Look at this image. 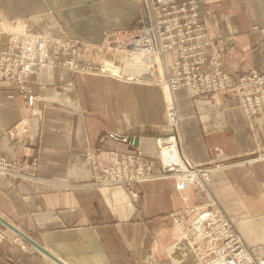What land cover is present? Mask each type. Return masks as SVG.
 Returning <instances> with one entry per match:
<instances>
[{
  "label": "crops",
  "instance_id": "1",
  "mask_svg": "<svg viewBox=\"0 0 264 264\" xmlns=\"http://www.w3.org/2000/svg\"><path fill=\"white\" fill-rule=\"evenodd\" d=\"M198 3L224 49L222 69L264 68V47L254 30L264 26V0ZM143 5L144 0H0V42L14 19L37 33L67 31L89 45L82 57L112 61L104 47L109 32L123 35L139 24ZM30 83L27 97L9 98L0 88V151L9 159L38 158L34 177L17 181L0 174V226L36 253L6 238L0 264H147L151 257V264H198L170 218L174 210L194 205L198 193L176 189L170 176L142 182L136 200L127 199L120 186L88 183L91 163L107 164L111 149L154 154L153 137L167 130L160 88L61 67L45 68ZM173 99L185 152L204 164L219 163L211 173L214 191L246 243H263L264 112L247 117L234 99L189 97L184 88ZM85 148L93 159L83 154Z\"/></svg>",
  "mask_w": 264,
  "mask_h": 264
},
{
  "label": "built area",
  "instance_id": "2",
  "mask_svg": "<svg viewBox=\"0 0 264 264\" xmlns=\"http://www.w3.org/2000/svg\"><path fill=\"white\" fill-rule=\"evenodd\" d=\"M144 6L149 8L148 14L141 17V26H135L129 41L123 45L127 47L122 50L127 59L136 58L135 63L142 59L140 62L150 68L151 72L145 73L147 75H135L166 87L171 94L184 88L190 97L226 95L234 99L248 117L264 111V73L252 67L241 73L220 67L218 60L224 49L209 33L198 0H144ZM4 49L0 46V58ZM118 69V66L113 68V73H119ZM7 70L8 76L2 79L21 80V74ZM167 105V120L173 130L157 140L160 169L162 173L177 177L176 187L179 189L196 186L198 182L202 188L199 179L207 176V172L195 164L190 165L179 155L175 140L178 111L172 100ZM162 148L175 150L176 156L165 161L161 156ZM109 154L117 167H126L127 164L142 167L139 160L144 157L139 149L128 153L114 150ZM16 165L0 155V174L10 175L15 172ZM151 165H145L149 173H152ZM191 166L195 171L188 170L187 167L192 169ZM185 172L190 177L182 176ZM176 227L181 240L188 245L199 264H264V242L247 244L231 219L217 206L203 207L190 223H179Z\"/></svg>",
  "mask_w": 264,
  "mask_h": 264
},
{
  "label": "rangeland",
  "instance_id": "3",
  "mask_svg": "<svg viewBox=\"0 0 264 264\" xmlns=\"http://www.w3.org/2000/svg\"><path fill=\"white\" fill-rule=\"evenodd\" d=\"M148 11H149V8L146 9V7L143 5V7L141 8L142 13L140 16L145 17L148 14ZM141 17L139 18V20H142ZM203 20L205 22L204 18ZM8 22L9 23L7 25L8 26L7 34L5 36V39L0 42L1 48L5 47L3 51L4 54L2 53L3 56H1L0 58V79H1L0 88L3 89L6 96L9 98H15L16 96H20V97L29 96L32 90L31 89L32 85L30 83L31 77L42 73V71L47 67L65 68V69L70 70L75 75L108 74L118 79L124 78V80H128V81H137V82H143V83L145 82L151 85H156L160 88L161 97L163 99L167 130L165 133H162L161 135H156L153 137L154 146H155L154 154L149 157V156L144 155V153L139 149L144 157L143 160L142 158L139 160L142 163L141 168L133 164H127L126 167L122 165L121 167H117L114 165L113 160L110 158V154H109L110 152L115 150L121 153L123 152L128 153V152L136 151L137 149H134L132 151H120L116 149H111L108 152H106L107 164L100 166L94 162L91 163L90 179L88 181L90 185L92 186H105V185L120 186L125 190L126 196L128 195L127 199L130 198V200H136V199H139L140 197V187L139 186L142 182L156 179L159 177L170 176L172 177L174 181V187L176 189L192 190V192L198 193L200 196V199H198V201L194 205H191L190 207H185L183 209H176V211L174 210V212L171 213L170 215L171 223L175 226L177 231L178 229L176 226L179 223L181 224L190 223L196 217V215H198L202 211L203 207L217 206L231 219V221L236 227L238 234L242 237V235L239 233L237 229L236 221L228 215L227 210H225V207L223 206L221 200L219 199V197L217 196L216 192L214 191L212 187L211 173L213 170H215L219 166V163L204 164L202 162L192 160V158L188 156V154L184 150L179 112H177L178 121L176 124V136H175L177 146L179 147L178 153L179 155H181V158H183V160L185 159L186 161L188 160L187 162H189L190 165L195 164L197 165V167L199 166L200 168H203V170H206L207 176H205L202 179H199L202 183V188L199 187V182H198L196 186H190L186 189H179L176 187L177 177L175 175L168 174L167 172L162 173L163 171L160 169L159 162H158L160 156L158 152L159 147L157 144V140L161 138H165L168 134H170L169 132L173 130V126L169 125L168 120H167V110H168L167 104L172 100L173 104L175 105V102L173 99L174 93L171 94L167 91L166 87L164 88L161 85L150 83L148 82L147 79H144L143 77L135 75V74L147 75L145 73L151 72L150 68L147 69L146 63L140 62L142 59H138V62L135 63L134 60L136 58L127 59V57L124 56L123 51L122 52L121 50L118 51L119 49L118 46L125 45L129 41V37L133 34L134 29L136 28L135 26L137 25L138 27L141 26L140 25L141 22L139 24L135 23L132 26V28L123 35H117L114 29L109 32V37L111 38V41L104 44V47L110 50L109 55L112 61L116 57V56L113 57L114 53H116V55L118 56V59L121 60L120 65H119L120 69H118L119 73H113L115 71H112L113 68H116V64L114 63V61L113 62L112 61H107V62L100 61L99 57H97L98 55L96 56L94 54H93L94 56L92 57L89 54H85L84 57H82V53L84 49L83 47H89V45L87 43H84V41H82L79 37L73 36L71 33H68L67 31L60 29L58 33H52V34L37 33V32L27 29L23 23H20L17 20L11 19ZM254 30L260 33L261 37L259 40V44H261L262 47H264V26H260L257 28L255 27ZM217 44L219 47H221L219 45V41ZM87 52L90 53L91 52L90 49ZM105 66L107 67V69H105ZM111 66H114V67L109 68ZM6 67H8L9 69H12V72L14 74L16 73L21 74L20 75L21 80L16 82L12 80L8 81V79H2L8 76L9 74L7 70L8 68L5 69ZM248 68L249 67L245 69H248ZM245 69L240 70V72H236V73H241ZM254 69L264 73V68H260V69L254 68ZM138 77L139 79H137ZM187 95L189 96L188 93ZM217 95L227 97L226 95H223V94H217ZM157 107L158 105H156V108ZM263 112L264 111H261L259 113H263ZM23 127L25 128V126ZM83 154L86 157L93 159L92 158L93 153L87 148H85V150L83 151ZM0 155L4 156L1 151H0ZM9 160L17 163V165L15 168V172H12L10 175H6L7 177L20 181L23 179L34 177L37 174L38 158L31 156L28 158L22 157V158H15V159H9ZM145 163L152 164L151 165L152 173H149L147 172V170H145L146 168L145 165H149ZM187 168L188 170L195 171L194 167H192V169L189 167ZM103 169H106V172H103ZM182 176L190 177L188 172H185V174H183ZM12 184L14 183L12 182ZM6 228L7 227L0 226V242L7 238V239L12 240L13 242H16L25 251L29 253H36L34 248L30 244L28 245V243L20 239V237L17 234L11 232L8 228L7 229ZM178 233L180 232L178 231ZM152 261H153V258L151 257L150 260H148L146 263L151 264Z\"/></svg>",
  "mask_w": 264,
  "mask_h": 264
},
{
  "label": "bare ground",
  "instance_id": "4",
  "mask_svg": "<svg viewBox=\"0 0 264 264\" xmlns=\"http://www.w3.org/2000/svg\"><path fill=\"white\" fill-rule=\"evenodd\" d=\"M161 156H162V158L165 161H170L171 159H173L176 156V151L175 150H170V148H162ZM174 160H176V159H174Z\"/></svg>",
  "mask_w": 264,
  "mask_h": 264
},
{
  "label": "water",
  "instance_id": "5",
  "mask_svg": "<svg viewBox=\"0 0 264 264\" xmlns=\"http://www.w3.org/2000/svg\"><path fill=\"white\" fill-rule=\"evenodd\" d=\"M9 228H11L13 231H15L16 233H18V234H20V232L18 231V229L17 228H15L14 226H12V225H7ZM45 249H42V251L44 252V253H46L47 255H50L46 250L44 251ZM51 257H53L52 255H50ZM54 258V257H53Z\"/></svg>",
  "mask_w": 264,
  "mask_h": 264
}]
</instances>
